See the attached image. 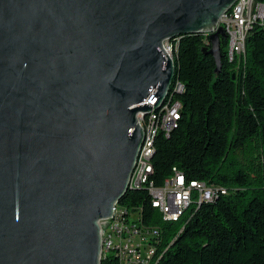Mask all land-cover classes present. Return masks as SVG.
<instances>
[{"label":"water","instance_id":"water-1","mask_svg":"<svg viewBox=\"0 0 264 264\" xmlns=\"http://www.w3.org/2000/svg\"><path fill=\"white\" fill-rule=\"evenodd\" d=\"M236 1L0 0V264H101L138 114L177 76L163 42L210 32L219 73Z\"/></svg>","mask_w":264,"mask_h":264},{"label":"trees","instance_id":"trees-1","mask_svg":"<svg viewBox=\"0 0 264 264\" xmlns=\"http://www.w3.org/2000/svg\"><path fill=\"white\" fill-rule=\"evenodd\" d=\"M203 37H179L181 119L168 136L155 133L152 161L141 160L143 182L162 185L177 167L188 181L225 186L228 194L192 204L176 221L163 220L140 183H131L119 205L142 206L145 223L161 227L167 250L158 264H264V24L248 34L238 71L222 38V68L215 73Z\"/></svg>","mask_w":264,"mask_h":264},{"label":"built area","instance_id":"built-area-1","mask_svg":"<svg viewBox=\"0 0 264 264\" xmlns=\"http://www.w3.org/2000/svg\"><path fill=\"white\" fill-rule=\"evenodd\" d=\"M247 3L251 0H239L230 8L227 16H222L217 28L224 27L228 34L227 57L230 62L236 63L235 70L238 71L243 57L240 56L239 43L246 42L244 31L260 24V11L264 3L254 4V10H247ZM216 28V29H217ZM203 37L204 46L210 45L209 35ZM177 38V37H176ZM167 50V39L163 42ZM180 47V44L176 45ZM185 85L178 87L175 97L169 99L166 110L160 116H151L150 121L144 126L146 161H152L153 155L147 152L148 130L169 131V126H174V121L181 119L182 102L177 98L183 93ZM154 171L152 163V174ZM131 183H140V187H148L151 203L162 214L176 215L179 219L184 212L199 199H209L214 194L226 195L229 189L225 186L210 185L205 181H188L184 173L177 167L173 168V174L168 177L162 185H156L153 181L143 182V162H139L137 174ZM102 228V260L101 264L114 259L117 264H153L160 261L163 247V233L158 225H149L144 221V209L142 206L115 207L113 217L99 221Z\"/></svg>","mask_w":264,"mask_h":264},{"label":"bare ground","instance_id":"bare-ground-1","mask_svg":"<svg viewBox=\"0 0 264 264\" xmlns=\"http://www.w3.org/2000/svg\"><path fill=\"white\" fill-rule=\"evenodd\" d=\"M237 1H239V0H237ZM254 4H259V3H257L256 0H251V3H247V10H254ZM229 11H230V9L227 12H225L222 16H227V14H229ZM260 24L261 25L264 24V8H262V11H260ZM251 30H252V28H248L247 30L244 31V39H247L248 34L250 33ZM202 35L207 36V32L202 33ZM182 36H184V35H182ZM182 36H177V38L174 37V38L167 39V52L169 53V55H170L171 59L174 61V63H175V51L177 49L176 45L178 44L179 37H182ZM172 40H175V42H172ZM239 52H240V56H242L243 58L246 56V42L239 43ZM175 65H176V63H175ZM176 77H178V75ZM175 79H174V81H175ZM172 86H173V83H172ZM172 86H171V90H172ZM180 86H182V85L180 83H177L174 92H178V87H180ZM171 90H170V92H171ZM170 92L159 103L158 107L155 110H152L148 113L139 112L138 123L143 128V130H144V126L147 125L148 121H150L151 116H160V113H162L163 110H166V105H168L169 99H172V97L168 98ZM176 122L177 121H174V126H169V131H162V130H160V131H162L166 136H168L173 131V129L175 128ZM157 131H159V130H148V132H147V139H148L147 152H149V155H151L153 153L154 135ZM144 158H146L145 142H143V144L141 146L135 168H134L132 175H131V178H130L129 188L131 185V180L134 178V174L137 170V167L139 166V162H141V160ZM214 196H215V194L212 195L211 198H209V199H199V201H209V200H212L214 198ZM121 201L122 200H120L119 202H121ZM119 202H116L115 207H122L119 205ZM178 219H179V217H176V215H167V217H163L164 221H176ZM101 260H102V251H101ZM158 262L159 261H153V264H158Z\"/></svg>","mask_w":264,"mask_h":264},{"label":"rangeland","instance_id":"rangeland-1","mask_svg":"<svg viewBox=\"0 0 264 264\" xmlns=\"http://www.w3.org/2000/svg\"><path fill=\"white\" fill-rule=\"evenodd\" d=\"M227 49H228V46H227ZM243 59H245V57ZM177 83H178V77H176L175 81L173 82L172 90L170 93L174 92ZM150 171H151V168H149V172Z\"/></svg>","mask_w":264,"mask_h":264}]
</instances>
